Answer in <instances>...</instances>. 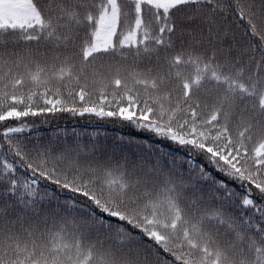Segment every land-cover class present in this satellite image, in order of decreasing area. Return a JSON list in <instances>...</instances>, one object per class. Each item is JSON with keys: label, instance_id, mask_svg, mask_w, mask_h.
<instances>
[{"label": "snow or ice", "instance_id": "6c2138e0", "mask_svg": "<svg viewBox=\"0 0 264 264\" xmlns=\"http://www.w3.org/2000/svg\"><path fill=\"white\" fill-rule=\"evenodd\" d=\"M0 264H264V0H0Z\"/></svg>", "mask_w": 264, "mask_h": 264}]
</instances>
